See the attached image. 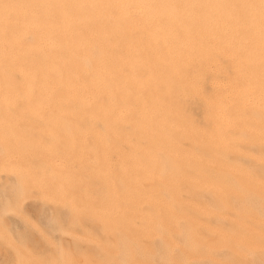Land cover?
<instances>
[{"label": "rangeland", "instance_id": "374dc122", "mask_svg": "<svg viewBox=\"0 0 264 264\" xmlns=\"http://www.w3.org/2000/svg\"><path fill=\"white\" fill-rule=\"evenodd\" d=\"M115 17L88 27L108 30ZM125 26L119 42L148 47L140 60L165 55ZM240 36L249 65L214 44L206 57L177 52L188 62L173 79L109 67L106 55L130 60L112 36L106 53L97 42L78 55L45 48L47 62H66L64 80L39 54L30 69L10 68L15 50L0 43V264H264V52L249 48L256 35L227 44ZM133 78L141 89L119 86Z\"/></svg>", "mask_w": 264, "mask_h": 264}, {"label": "bare ground", "instance_id": "6f19581e", "mask_svg": "<svg viewBox=\"0 0 264 264\" xmlns=\"http://www.w3.org/2000/svg\"><path fill=\"white\" fill-rule=\"evenodd\" d=\"M7 1L9 2V0H0V19L2 22L0 43L11 50H15L14 57L8 56L7 58L9 59H6L8 60V65L10 68L13 67L15 70L23 72V70L25 71L32 67L30 62L33 59V55L39 54V56L41 55V60H43L42 66L45 69V74L50 75L52 79L57 78L64 80V76L61 77L60 74L61 71L64 73L67 72V64L66 62L65 64L47 62L43 55V50L45 51V48L52 47L54 49L55 47L57 50L58 47H67L71 53H77L76 55H78L79 53L81 54L82 48L89 42H93L92 45L94 42H97L99 48L105 52L107 48H109V36H112L113 40H115L116 46L114 45L113 48L125 51V53L129 55L130 60L121 61L111 55H106L105 60L108 61L107 65L112 68L118 65L127 66L133 75L138 68H141L144 72L148 73L149 77H152V74L147 69L158 67L163 74H166L163 70H170L169 79L175 78L177 72L188 62L187 59L178 57L177 52L182 55L192 53L195 55L194 57H202L206 55L205 50L212 47L214 44L220 45L221 50H225L227 55L233 56V59L235 57L234 55L238 54L235 58H238V61L245 59L247 65H249L248 62H251L252 60L250 61V59L252 58L249 59L247 56H244V54H246L245 52L244 54L242 53L245 49L244 46H248V44H242L245 41H243L244 39L240 36L235 38L237 43L234 46L230 45L229 42L228 45L226 39L227 36L231 34L256 35V37H251L253 43H250L251 46L249 45V48L256 52V56L253 55L256 59L262 57L261 52H264V38H261L264 35V0H11V3H7ZM126 1H133L136 12L139 14L138 23L136 22V24L131 19L132 14L129 16V11L126 13L125 10L128 9L123 8V5L128 4ZM124 2H126V4H123ZM31 10L35 12H31ZM66 11L74 13L79 17L78 20L68 18L67 23L57 22L62 19L60 14ZM49 12L50 14L52 12L55 19L59 20L56 21L48 17L47 15H50ZM118 12L120 14H118ZM112 15H114V17L116 15V17L110 22V29L104 30V28L100 27L94 28L93 30L89 29L88 26L90 23L96 22L97 25H99V19L108 21L111 20ZM62 21L64 22V20ZM122 24H128V26H125V30L131 40L133 38L132 32L136 30L137 33V29L140 28L142 29L140 30L142 33L144 32L147 37L149 36L151 40L150 43L153 44L154 47L156 44H160L165 55L160 56L159 54L157 55V53L153 54V52H150L153 55L148 57L145 55L143 61L140 60L141 55L139 57L136 50L138 49L139 54V50L147 47V45L139 42L140 39L137 41L136 38V42L134 41V48L132 47L133 49H131L127 43L123 41L119 42V38L123 36V34L118 31L122 27ZM140 31L138 30V33ZM26 36H30V39H32L31 43L25 42ZM259 36L260 38H258ZM230 41H232V39ZM238 41L240 42L238 43ZM93 46L96 45L94 44ZM148 50L151 51L150 48ZM253 51L251 52L253 53ZM173 57L175 61L172 60ZM94 71H96L97 77L103 74H109L105 68L94 69ZM26 74L27 78L31 80L30 89L36 88L34 81L35 75H33L32 70L27 71ZM165 77L166 76L157 77L154 80L156 82H165L167 80V77L166 79ZM118 83L119 82H117V84ZM127 83L128 82H122L121 84H123V86L121 84L119 86L126 89H128V86H134L137 89L142 88L137 84L135 78L128 84ZM155 89L157 90L156 86ZM255 89L257 88L255 87L253 90L255 91ZM83 91L84 90H82V92ZM107 91L110 92L111 90L109 89ZM30 96L32 97V95ZM71 97L72 96H70V99ZM153 136L155 135L153 134Z\"/></svg>", "mask_w": 264, "mask_h": 264}]
</instances>
